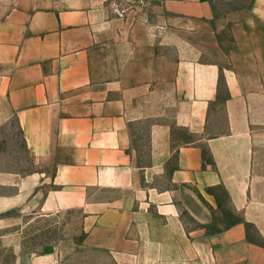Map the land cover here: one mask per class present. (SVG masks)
I'll return each instance as SVG.
<instances>
[{
    "label": "crops",
    "instance_id": "0c3cea01",
    "mask_svg": "<svg viewBox=\"0 0 264 264\" xmlns=\"http://www.w3.org/2000/svg\"><path fill=\"white\" fill-rule=\"evenodd\" d=\"M0 249L264 264V0H0Z\"/></svg>",
    "mask_w": 264,
    "mask_h": 264
},
{
    "label": "rangeland",
    "instance_id": "374dc122",
    "mask_svg": "<svg viewBox=\"0 0 264 264\" xmlns=\"http://www.w3.org/2000/svg\"><path fill=\"white\" fill-rule=\"evenodd\" d=\"M224 54L216 49V48H211L209 52H207L204 56V61H220L223 60ZM12 136H13V142L11 144L12 147V155H13V160L17 159L19 167L20 168H25L26 169V155L24 153L23 149V143L20 137V133L17 130V126L15 122L13 121L12 123ZM0 264H10V257L9 254H5L1 249H0Z\"/></svg>",
    "mask_w": 264,
    "mask_h": 264
},
{
    "label": "built area",
    "instance_id": "2783aa9c",
    "mask_svg": "<svg viewBox=\"0 0 264 264\" xmlns=\"http://www.w3.org/2000/svg\"><path fill=\"white\" fill-rule=\"evenodd\" d=\"M119 6H120V5H119L117 2L114 3V9H115L116 11L119 10Z\"/></svg>",
    "mask_w": 264,
    "mask_h": 264
}]
</instances>
